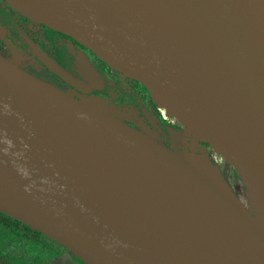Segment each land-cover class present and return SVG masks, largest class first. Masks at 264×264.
Returning a JSON list of instances; mask_svg holds the SVG:
<instances>
[{
	"label": "water",
	"instance_id": "obj_1",
	"mask_svg": "<svg viewBox=\"0 0 264 264\" xmlns=\"http://www.w3.org/2000/svg\"><path fill=\"white\" fill-rule=\"evenodd\" d=\"M4 1L30 20L67 34L142 84L150 97L156 93L188 123H180L185 132L167 129L171 141L185 144V134L192 133L241 168L264 197L262 0H157L153 13L159 14L152 24L143 22L146 28L126 1ZM30 47L39 63L75 90L101 89L97 72L72 48L77 74L88 85L34 43ZM0 58L10 68L0 65V212L85 264H264V244L247 230L245 219L240 229L248 238L234 243L211 224L200 223L199 215L138 191L141 186L130 176L120 177L101 164L100 147L87 148L72 135L47 100L65 99L68 107L104 117L193 164L190 154L129 127L90 103L96 98L77 100ZM23 74L36 91L17 86L16 77Z\"/></svg>",
	"mask_w": 264,
	"mask_h": 264
},
{
	"label": "bare ground",
	"instance_id": "obj_2",
	"mask_svg": "<svg viewBox=\"0 0 264 264\" xmlns=\"http://www.w3.org/2000/svg\"><path fill=\"white\" fill-rule=\"evenodd\" d=\"M93 1H104L106 4L126 1V7L141 19L139 22L143 27V22L152 24L154 14H159L153 13L158 6L157 0ZM161 19L165 20L163 17ZM0 65L10 69L1 58ZM16 84L28 91L38 89L35 85L29 88L30 80L24 74L16 77ZM151 94L160 98L153 91ZM47 101L48 108L57 111L59 119L72 135L84 141L87 148L100 147L98 158L101 164L114 168L120 177L130 176L134 183L141 186L138 191L145 189L149 195L163 200L167 207L185 208L190 214L199 215L200 223L211 224L219 229L223 239L234 243L248 238L240 229V221L245 219L247 230L264 244V197L246 174H242V179L248 196L237 194L222 181L207 154H195L192 156L194 162L190 164L152 142L127 134L104 117L74 109L70 105L68 107L65 99L49 98ZM192 150H195V143H192ZM12 211L18 213L21 210Z\"/></svg>",
	"mask_w": 264,
	"mask_h": 264
},
{
	"label": "flooded vegetation",
	"instance_id": "obj_3",
	"mask_svg": "<svg viewBox=\"0 0 264 264\" xmlns=\"http://www.w3.org/2000/svg\"><path fill=\"white\" fill-rule=\"evenodd\" d=\"M7 13L5 15V19L6 18H10V20H13L14 22L18 23L20 26L24 27L31 35H38V34H42V26L37 23L34 22L32 20H24L19 14L15 13L14 11H11V9H6ZM9 15V16H8ZM4 19V20H5ZM0 23L2 24V20L0 18ZM1 26V25H0ZM0 42H6L5 40V34L2 30V34H0ZM30 42L34 43L35 45H37L43 52H45L53 61H55L61 68H63L65 71H67L68 73H70L72 76H74L75 78L79 79L80 81H82L84 84L88 85L86 82H84L80 76L77 74V69H76V64H75V58L74 55L77 54H82L91 64V66L94 68V70L97 72L99 79L101 81V89L100 90H95L93 89L90 93L88 94H83L77 90H75L74 88H72L71 86H69L68 84H66L65 82H63L61 79H59L58 77H56L54 74H52L46 67H44L41 63H39L37 61L36 58L33 57L32 55V50L30 47ZM12 45V44H11ZM28 45L30 47V51H21L17 48H15V46L12 45V47L15 49L16 52L18 53H22L25 54L26 56H28L31 61H33L36 66L37 69H42L45 73L48 74V77L46 79H50L51 77L56 80V83L63 89L67 90V92H69V94L74 97L77 100H82L83 96H86L87 98H85V100H88L89 97H93V98H99V99H110V97H114V101L119 104V105H123V106H129V107H133L135 109L138 110V113L140 114V117L142 118V120L144 121L145 125L148 126L150 132L146 133L148 136L152 137L153 139H155L157 142H160L163 146L167 147V148H171L172 146L175 147H186L188 146V143L185 142V144L180 143L178 141H171V138L169 137L168 133H167V129L168 128H172L176 131L181 129V126L177 125V124H173V123H169L167 124L165 121L162 120V117L164 115L163 118L166 119V114H165V110L163 109H158L156 103L153 100V95L151 94L152 97V102L155 103L157 110L160 112V114L162 115V117L160 116L159 113H156L154 108L155 105L152 106L150 105L148 102H145L144 105L139 108L136 105L133 104H129L128 102H123L120 103L117 99V95L115 94H111L108 93L107 96H103L102 92L105 88L104 85V71L105 74L108 75L109 79L112 81H120L122 82L124 85H126V87L128 89L134 92H136L137 87H136V81L133 79H130L124 75H122L121 73L117 72L116 70H113L112 68H110L108 65H106L104 62H102L99 58H97L92 52H90L88 49H86L85 47L81 46L79 43H77L76 41H74L71 37H66L63 39V43L58 42L57 45H53L52 43H46V45L44 46V48H41L37 43H35L34 41L30 40L28 41ZM58 45L60 46L58 48ZM69 48H72V52L74 53L71 54L69 51ZM29 69V68H28ZM37 69L33 70L36 71ZM30 70V69H29ZM151 93V92H150ZM149 95V93H148ZM150 97V95H149ZM150 97V98H151ZM129 99L127 98L126 101H128ZM144 110H146V112L151 116V118L153 119V121L155 122L156 126L153 127L147 120L146 115L144 114ZM161 117V118H160ZM129 127L133 128L132 126L129 125ZM199 156V155H197ZM194 157V155H193ZM19 253L24 252L25 250H23V248H21L20 250H17ZM33 253L36 252V250L32 251ZM53 255L54 256H49L50 253H48L46 256L43 255V257L41 256V258H37L36 260H30L27 262V264H49V262L51 260H54L55 258H58L59 256H61L64 252H69V250H65L62 249L60 247L55 246V249L53 251ZM27 257H31V252L27 253L25 251ZM39 257V255H38ZM71 257V256H70ZM39 259V260H38ZM72 259V257H71ZM66 264H76L74 262V260L72 259L71 262L69 260H67Z\"/></svg>",
	"mask_w": 264,
	"mask_h": 264
},
{
	"label": "trees",
	"instance_id": "obj_4",
	"mask_svg": "<svg viewBox=\"0 0 264 264\" xmlns=\"http://www.w3.org/2000/svg\"><path fill=\"white\" fill-rule=\"evenodd\" d=\"M6 9H8L7 3L4 0H0V18L2 20V24L0 23V25L5 34V40L21 51H30L28 45V41L30 40L37 43L41 48H44L46 43L57 45L58 42L63 43V39L68 37L67 34L50 28L42 23H39L43 29L42 34L31 35L24 27L10 20V18L5 19V15L8 14ZM20 16L24 20H30L23 15ZM59 47L58 45V48ZM103 76L105 85L102 92L103 96H107L108 93L115 94L120 103L128 102L139 108H141L145 102L154 106V103L148 95L147 89L139 82L136 81V87L139 90L131 92L122 82L110 80L108 75L105 74V71ZM127 98L129 99L128 101H126ZM0 242L3 243V246H0V264H27L28 261L33 259L36 260L37 258L40 259L41 256H46L48 253H50L49 256H54L51 251L55 249V246L67 250L64 246L44 236L38 230L2 212H0ZM21 248L27 253L31 252L32 258L25 256V251L19 253L17 250ZM33 250H36V252L33 253ZM70 256L76 264H85L73 253H70Z\"/></svg>",
	"mask_w": 264,
	"mask_h": 264
},
{
	"label": "rangeland",
	"instance_id": "obj_5",
	"mask_svg": "<svg viewBox=\"0 0 264 264\" xmlns=\"http://www.w3.org/2000/svg\"><path fill=\"white\" fill-rule=\"evenodd\" d=\"M8 7H9V9H11V11H14L15 13L20 15V13L17 10H15L14 8H12L9 5H8ZM1 34H2V32H1ZM0 56L2 58H4L5 60H7L9 63H11V65L16 67L18 70L25 72L27 75L31 76L32 78H34V79L42 82L43 84H46V85L52 87V88L58 89L62 92L69 94V92H67V90L61 88L56 83V80H54L52 77L49 80L46 79L48 77V74L45 73L42 69H37L36 64L33 61H31V59L28 56H26L25 54L16 52L11 44L6 43V42H4V43L0 42ZM35 69H37V70L33 71ZM85 98H87V97L86 96L82 97V99H85ZM92 99H93L92 97H89L88 100L91 101ZM96 99H97L96 102L91 101L90 103L94 104L95 106L101 108L102 110L109 113L110 115L121 120L126 125L132 126L134 129L142 132L143 134L150 132V130H149L150 128L145 125V123L142 120V118L140 117V114L138 113L137 109H135L133 107L123 106V105L117 104L113 100L114 97H110V99H99V98H96ZM153 100L156 103L159 110L160 109L165 110L166 119L163 118L164 115L162 117V115L157 110L156 105L154 103L155 112L159 113L160 116L162 117V120L165 121L167 124L169 123V125H170V123H173V124L175 123L179 126H181V124H188L184 119H182L173 110H171V108L164 101H162L160 98L153 95ZM158 143L161 144L160 142H158ZM190 149H191V145L190 146L188 145L187 148L186 147L178 148V150H180L181 152H183L185 154H188V156H189V154H190V156H193L195 154L196 155L207 154L211 158L209 162L212 163V165L215 167V169L221 175L222 181L226 182V184H228L233 189V191L236 192L237 194L242 193V194H245L248 196L247 189H246L244 181L242 179L243 171L241 168H237V167L229 165L228 162L223 160L221 155H219L215 150H213L208 145L204 146L203 144H201V147L196 148L193 151V153L190 151ZM0 246H3L2 242H0ZM70 253H72V252H64L58 258L51 260L49 262V264H66L67 260H69L71 262L72 259L70 257Z\"/></svg>",
	"mask_w": 264,
	"mask_h": 264
},
{
	"label": "built area",
	"instance_id": "obj_6",
	"mask_svg": "<svg viewBox=\"0 0 264 264\" xmlns=\"http://www.w3.org/2000/svg\"><path fill=\"white\" fill-rule=\"evenodd\" d=\"M182 132L184 131L185 132V129L181 126V129ZM186 135V142H188V145L190 146L191 145V149L190 151L193 153V150H192V143H195V149L196 148H200L201 147V144H203L204 146H206L207 144L201 142L200 140H198L192 133L191 134H185ZM209 146V145H208ZM188 147V146H187ZM210 147V146H209Z\"/></svg>",
	"mask_w": 264,
	"mask_h": 264
}]
</instances>
